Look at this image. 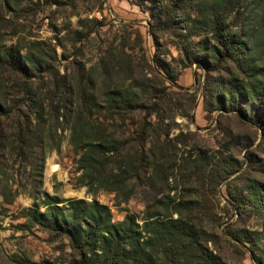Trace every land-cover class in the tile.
<instances>
[{"label":"rangeland","instance_id":"1","mask_svg":"<svg viewBox=\"0 0 264 264\" xmlns=\"http://www.w3.org/2000/svg\"><path fill=\"white\" fill-rule=\"evenodd\" d=\"M213 20L238 40L233 60L213 48ZM3 49L15 64L55 57L67 86L90 77L99 100L114 86L148 91L160 115L147 120L161 135L154 179H132L119 197L89 192L64 111L19 131L29 104L14 106L17 76L0 67V104L14 107L0 115V264L82 263L65 235L29 216L48 211L47 196L96 201L114 223L133 214L140 224L165 197L191 209L202 243L224 264H264V207L253 196L260 190L264 204V0H0ZM31 77L43 92L48 80ZM132 122L124 137L141 115Z\"/></svg>","mask_w":264,"mask_h":264},{"label":"trees","instance_id":"2","mask_svg":"<svg viewBox=\"0 0 264 264\" xmlns=\"http://www.w3.org/2000/svg\"><path fill=\"white\" fill-rule=\"evenodd\" d=\"M213 26V48L222 50L225 59L233 60L238 40L224 33L218 21L213 20ZM11 56L8 49L0 52V67L17 76L11 86L19 96L14 106L24 101L29 104V112L23 116L27 121H16L15 127L29 132L32 126L44 125L47 115L57 116L63 110V118L70 124L71 143L80 154V185L89 192L106 190L119 197L126 194L132 179H154L151 173L158 166L153 146L161 134L147 120L160 115V107L151 102L155 98L151 93L131 86V93L120 95V87L114 86L99 100L96 82L90 77L87 80L79 77L75 85L67 86L51 63L55 57L49 56L48 62H43L27 55L22 65L15 64ZM33 70L48 80L43 92L29 82ZM13 108L0 104V115L3 109L10 116ZM135 114L141 115L142 123L131 136L124 137L126 121L130 120L131 126L137 125L132 122ZM164 158L162 153L160 159ZM160 180L163 181L162 176ZM253 196L264 207L262 192L254 189ZM47 198L51 200L48 211L30 210L29 216L49 230L65 235L72 249L81 255L80 264H224L202 243L191 209L184 211L182 204L174 206L165 197L146 207L141 224L133 214L114 223L108 206L96 201ZM65 202L67 205L59 206Z\"/></svg>","mask_w":264,"mask_h":264},{"label":"bare ground","instance_id":"3","mask_svg":"<svg viewBox=\"0 0 264 264\" xmlns=\"http://www.w3.org/2000/svg\"><path fill=\"white\" fill-rule=\"evenodd\" d=\"M58 168L57 167H53V171H56Z\"/></svg>","mask_w":264,"mask_h":264}]
</instances>
